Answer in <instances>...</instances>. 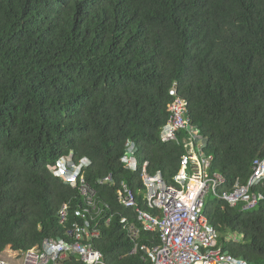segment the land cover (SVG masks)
<instances>
[{
  "label": "trees",
  "instance_id": "1",
  "mask_svg": "<svg viewBox=\"0 0 264 264\" xmlns=\"http://www.w3.org/2000/svg\"><path fill=\"white\" fill-rule=\"evenodd\" d=\"M173 84L206 138L210 172L224 190L244 182L264 159V0H0V253L68 240L81 222L77 189L50 172L71 154L91 162L85 180L108 205L94 248L108 264H150L129 255L120 219L133 213L116 189L140 202L143 163L167 183L178 171L184 146L160 141ZM130 141L135 172L120 163ZM108 175L114 185H99ZM254 191L252 210L208 196L204 214L224 252L264 264V180ZM141 237L147 246L152 235Z\"/></svg>",
  "mask_w": 264,
  "mask_h": 264
},
{
  "label": "built area",
  "instance_id": "2",
  "mask_svg": "<svg viewBox=\"0 0 264 264\" xmlns=\"http://www.w3.org/2000/svg\"><path fill=\"white\" fill-rule=\"evenodd\" d=\"M169 95L175 98L167 107L169 116L161 139L164 142L181 140L187 152L180 158V168L172 184H167L160 173L148 176L143 170L140 178L145 190L143 202L146 210L138 206L135 195L126 184L116 191L119 205L131 208L137 214L136 222L121 221L133 244L129 254H137L140 249L143 252L141 261L150 264H247L217 246L216 231L203 214L204 200L213 195L229 207L239 206L241 211L254 209L261 199L254 189L264 180V160L253 161L251 174L244 183L237 181L230 190H223L225 179L219 173L209 172L212 156L203 153L204 145L197 130L191 126L187 103L176 96L174 88ZM181 131L185 136L179 139L176 134ZM136 151L135 144L129 142L121 158V163L131 171L135 169ZM89 165L88 160H81L77 171L79 176L67 178L71 186L77 188L82 200L81 222L67 230L68 240L45 238L40 245L23 253L10 251V260L0 257V264H108L93 246L94 239L100 234L94 221L103 210L95 190L80 172ZM98 184L112 185L111 175L99 180ZM58 216L59 223L63 224L67 218L66 205L59 210ZM108 222L109 219L105 223ZM143 233L152 234L147 246L140 245Z\"/></svg>",
  "mask_w": 264,
  "mask_h": 264
},
{
  "label": "clouds",
  "instance_id": "3",
  "mask_svg": "<svg viewBox=\"0 0 264 264\" xmlns=\"http://www.w3.org/2000/svg\"><path fill=\"white\" fill-rule=\"evenodd\" d=\"M175 89V91H176V96H177V90H176V87H175V84H173V86L170 88V90H169V92L172 90V89ZM169 92H168V94H169ZM170 96V95H169ZM171 97V101L175 98V97H172V96H170ZM185 101V100H184ZM186 102V101H185ZM171 103V102H170ZM187 103V102H186ZM187 111H188V109H187ZM168 119V118H167ZM166 125V124H165ZM193 127V126H192ZM196 130H197V128L196 127H194ZM163 129H164V127H163ZM163 129H162V131H161V133H160V141L162 142V143H169V142H171V141H168V142H164L161 138H162V132H163ZM198 137H199V139H200V142H202V144L204 145V147H203V153L205 154V147H206V138H203V137H200L199 136V134H198ZM182 139V138H181ZM179 141H181V140H179ZM130 142H132V143H134L133 141H130ZM129 143V142H128ZM127 143V144H128ZM135 144V143H134ZM181 144L183 145V143L181 142ZM127 146V145H126ZM135 146H136V149L138 150V148H137V145L135 144ZM184 146V145H183ZM126 149V148H125ZM185 151L187 152V150L185 149ZM186 152L184 153V154H186ZM124 153H125V151H124ZM124 153H123V155H124ZM184 154H182V155H184ZM122 155V156H123ZM206 155V154H205ZM122 156H121V158H122ZM206 156H209L208 154L206 155ZM210 156H212V155H210ZM137 151H136V154H135V161H136V165H135V169H134V171H131V169H129V168H126L122 163H121V158H120V163L124 166V168L125 169H127V170H129V171H131V172H135V171H137ZM181 158V157H180ZM88 160V159H86V158H81V159H79V160H77V161H75L73 158H72V155L71 154H69V155H67V156H62V157H60L55 163H54V165L53 166H51V168H50V172H51V174L53 175V176H55L56 178H58V179H60L64 184H66V185H68V186H70L71 188H75V187H72L71 186V184H70V182L67 180V178L68 177H72L73 175H76L77 177L79 176V174L77 173V171H78V167L80 166V161L81 160ZM256 159H261V160H264L263 158H256ZM212 160H213V158H212ZM255 160V159H254ZM253 160V161H254ZM89 161V160H88ZM253 161H252V164H253ZM90 162V161H89ZM180 162V161H179ZM146 164V166H144ZM90 165H91V162H90ZM90 165L89 166H87V167H85V168H83L80 172H81V175L85 178V171H86V169L87 168H89L90 167ZM147 162H145V163H143L142 164V168H141V175L143 174V170L145 169V173H146V175H148L147 174ZM180 166V165H179ZM211 166V165H210ZM180 168V167H179ZM179 168H178V170H179ZM251 171H252V165H251ZM251 171H250V174H251ZM209 172H210V169H209ZM177 173V172H176ZM211 173V172H210ZM214 173H217V172H214ZM157 174V173H156ZM155 174V175H156ZM221 175V174H220ZM148 176H150V175H148ZM152 176H154V175H152ZM175 176V175H174ZM173 176V177H174ZM249 177V176H248ZM247 177V178H248ZM225 179V178H224ZM164 180V179H163ZM172 180H173V178H172ZM247 180V179H246ZM245 180V181H246ZM165 181V180H164ZM238 181V180H237ZM236 181V182H237ZM244 181V182H245ZM142 182V181H141ZM166 182V181H165ZM226 182V181H225ZM240 182V181H239ZM244 182H242V183H244ZM167 183V182H166ZM167 184H172V181L170 182V183H167ZM262 184H263V182H262ZM261 184V185H262ZM107 185V184H106ZM112 185H114V183L112 184ZM234 185V184H233ZM232 185V186H233ZM261 185H259V186H261ZM110 186V185H109ZM129 187V186H128ZM121 188V186L119 187V188H117L116 189V191L118 190V189H120ZM130 188V187H129ZM77 189V188H76ZM131 189V188H130ZM231 189V188H230ZM229 189V190H230ZM223 190H224V188H223ZM131 191L133 192V194L135 195V198H136V202L138 203V206L141 208V209H145V205H144V202H143V199L145 198V190H144V188H143V196H142V198H141V201L139 202L138 200H137V194L131 189ZM228 191V190H227ZM220 193H222V190L220 191ZM208 196H212L214 199H216L213 195H208ZM207 196V197H208ZM116 197H117V195H116ZM206 197V198H207ZM206 198H205V200H206ZM205 200H204V205H205ZM217 200V199H216ZM116 201H117V199H116ZM218 201V200H217ZM81 202H82V200H81ZM218 202H223V201H218ZM98 203H99V205L101 206V209L103 210L102 211V214L105 212V210L106 209H108V205H106L105 203H101V202H99L98 201ZM118 203V202H117ZM225 203V202H224ZM119 204V203H118ZM226 204V203H225ZM64 205H66L67 206V204H63L62 206H64ZM104 205H106L107 206V208H105L104 207ZM228 205V204H227ZM120 206H122V205H120ZM229 206V205H228ZM123 208H125V209H129V210H131L132 211V213H133V217H131V219L130 218H127V217H122L121 219H120V225H121V228H122V230L125 232V236H126V238H127V235H126V231L123 229V225L124 224H122V219H126L128 222H136V219H137V214L134 212V210L133 209H131V208H126V207H124V206H122ZM62 208V207H61ZM60 208V209H61ZM59 209V210H60ZM146 210V209H145ZM211 211H212V209H211ZM59 212V211H58ZM203 214H204V207H203ZM204 216H205V214H204ZM206 217V219L208 220V218H207V216H205ZM58 220H59V216H58ZM209 221V220H208ZM210 223V222H209ZM211 224V223H210ZM150 234V233H149ZM152 235V234H151ZM230 237H231V239L233 240V241H237L238 240V237L237 236H235V235H230ZM142 238V237H141ZM128 239V238H127ZM44 240V239H43ZM66 240V239H65ZM129 240V239H128ZM130 241V240H129ZM40 245V244H39ZM140 245H141V243H140ZM35 246H37V245H35ZM142 246V245H141ZM218 246V245H217ZM34 247V246H33ZM219 248H221L220 246H218ZM132 248H133V244H132ZM7 249V248H6ZM5 249V250H6ZM10 249V248H9ZM31 249V248H30ZM4 250V251H5ZM29 250V249H28ZM140 250V249H139ZM222 250V249H221ZM3 251V252H4ZM10 251H13V250H11L10 249ZM223 251V250H222ZM3 252H1V253H3ZM13 252H17V251H13ZM224 252V251H223ZM0 253V254H1ZM18 253H23V252H18ZM138 253V252H137ZM130 255V254H129ZM133 255V254H132ZM136 255V254H135ZM231 255V254H230ZM103 256V255H102ZM233 256V255H232ZM234 257V256H233ZM104 258V257H103ZM235 258H237V257H235ZM238 259H241V258H238ZM241 260H243V259H241ZM243 261H245V260H243ZM149 262V261H148ZM246 262V261H245ZM247 264H249L248 262H246Z\"/></svg>",
  "mask_w": 264,
  "mask_h": 264
},
{
  "label": "rangeland",
  "instance_id": "4",
  "mask_svg": "<svg viewBox=\"0 0 264 264\" xmlns=\"http://www.w3.org/2000/svg\"><path fill=\"white\" fill-rule=\"evenodd\" d=\"M208 200H210V201H214V198L212 197V196H209L208 197ZM11 255V252H10V249L9 248H7L3 253H1L0 254V257L2 258V259H5V260H10L9 259V256Z\"/></svg>",
  "mask_w": 264,
  "mask_h": 264
}]
</instances>
